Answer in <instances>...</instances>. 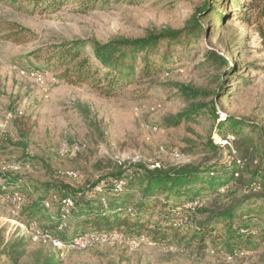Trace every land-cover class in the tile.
<instances>
[{"label":"rangeland","instance_id":"obj_1","mask_svg":"<svg viewBox=\"0 0 264 264\" xmlns=\"http://www.w3.org/2000/svg\"><path fill=\"white\" fill-rule=\"evenodd\" d=\"M33 1L0 0V172L22 177L25 193H33L19 204L12 197H0V252L6 244L22 241L25 254L17 264H37L48 256L60 264H264V244L227 260L223 252H200L180 241L172 248L150 241L132 248L119 234L86 250H55L33 240L42 233L38 225L46 222H27L17 215V207H28L52 178L81 188L117 166L177 169L213 164L220 176L222 163L235 161L242 167L245 160L240 174L245 183L261 178L258 169L264 174V45L233 15L238 10L230 1H215L209 22L198 17L206 33L177 59V69L168 72L160 54L153 58L163 69L157 76L108 98L88 84L61 80L59 68L46 56L50 48L75 39L105 43L179 30L212 1L98 0L88 9L74 0H59L60 6L53 9ZM10 24L26 31L23 43L8 40ZM225 42L228 52L221 47ZM207 50L228 58L230 71L206 63ZM31 72L40 73L44 82H37ZM211 104L221 112V122L241 120L228 144L220 143V121L211 114ZM190 111L189 120L184 119ZM177 115L183 119L169 125ZM245 122L255 124L256 130L251 132ZM230 125L222 128L225 136L232 135ZM213 202L214 196L209 198ZM0 264L15 263L0 256Z\"/></svg>","mask_w":264,"mask_h":264},{"label":"trees","instance_id":"obj_2","mask_svg":"<svg viewBox=\"0 0 264 264\" xmlns=\"http://www.w3.org/2000/svg\"><path fill=\"white\" fill-rule=\"evenodd\" d=\"M211 1L197 9L179 30L169 29L132 39L116 38L105 43L75 39L51 47L46 56L54 61L60 70V79L67 84L85 83L96 88L101 96L112 97L136 81L157 76L163 69L154 63L153 58L160 54L163 66H169L166 69L168 72L177 69V59L181 60L192 43L206 33L198 17L209 22L214 9H217L215 1L224 4L230 1L238 10L233 15L240 23L252 28L264 45V0ZM97 2L72 1L83 9ZM129 2L133 4L137 1ZM33 3L37 7L49 5L51 9L60 6L59 0H34ZM6 32L8 40L15 44L26 40V31L17 25L10 24ZM221 47L226 52L230 50L227 42ZM204 61L229 69L230 60L217 50H207ZM174 62L176 64L172 65ZM176 86L182 88L181 85ZM193 112H186L184 119L189 120ZM210 112L216 121L221 117L215 104H211ZM181 119L182 116L177 115L167 122L176 126ZM224 122L216 123L217 133L222 139L229 137L224 135L222 128L232 122L229 128L234 140L237 133L235 126H240L241 120L227 118ZM246 124L251 132L256 130L255 124ZM213 150H216L214 146ZM244 162L246 164L242 167L235 161L222 163L220 176L213 171L215 164L212 168L186 165L177 169L117 166L114 172L100 176L94 183L81 188L61 184L52 178L36 191L42 194L35 197L28 207L20 205L18 215L37 225L46 222L38 225L40 230L63 244L78 235L119 234L127 239L150 241L169 248L180 241L186 246L196 247L200 252H223L225 259L232 260L264 244V174L258 169L261 178L245 183L240 175L247 166V161ZM251 162L248 160V163ZM22 180L20 176L0 172V197L16 193L23 203L27 196L32 197V192L29 195L25 193ZM238 194L240 196L236 198ZM212 196L214 202L210 204L209 198ZM229 197L233 198L219 203L221 199ZM67 200L71 206H67ZM47 201L48 209L43 207ZM195 202H198L197 205L191 207L190 204ZM52 210L55 211L51 214ZM44 216H48L46 221H43ZM5 248L0 256L6 257L10 263L17 264L25 254L22 241L10 246L6 244ZM37 264L60 262L54 256H48Z\"/></svg>","mask_w":264,"mask_h":264},{"label":"built area","instance_id":"obj_3","mask_svg":"<svg viewBox=\"0 0 264 264\" xmlns=\"http://www.w3.org/2000/svg\"><path fill=\"white\" fill-rule=\"evenodd\" d=\"M31 76L36 79L37 82L39 83H43L44 79L42 77V75L40 73H36V72H31ZM232 140L231 137H227L226 139L220 140V143L223 145L228 144L229 140ZM70 175V174H69ZM10 198L12 197V199L19 204L20 202V197L16 194L13 193L11 196H9ZM198 202L195 203H191L190 206L194 207L197 205ZM67 206H71V202L69 200L66 201ZM43 207L48 209L49 208V202H45L43 204ZM19 208L17 207V212ZM18 215V213H17ZM16 215V216H17ZM61 228V227H60ZM117 234H99V235H95V234H84V235H78L73 237L69 242H67L66 244L61 243L59 240L53 238L52 236H50L47 233H40L37 234L36 236L33 237V240L36 241L38 239L42 240V242L51 245V247H53L55 250H86L88 248H90L91 246L94 245H104L107 244L110 241H113L116 239ZM123 241H125L130 247L134 248L137 244H139L138 241L134 240V239H127V238H123Z\"/></svg>","mask_w":264,"mask_h":264}]
</instances>
